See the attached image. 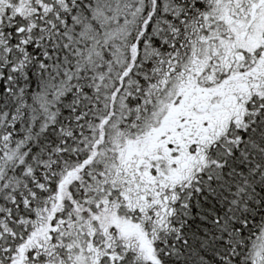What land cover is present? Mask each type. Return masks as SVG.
I'll list each match as a JSON object with an SVG mask.
<instances>
[{
  "label": "snow or ice",
  "instance_id": "1",
  "mask_svg": "<svg viewBox=\"0 0 264 264\" xmlns=\"http://www.w3.org/2000/svg\"><path fill=\"white\" fill-rule=\"evenodd\" d=\"M0 264H264V0H0Z\"/></svg>",
  "mask_w": 264,
  "mask_h": 264
}]
</instances>
